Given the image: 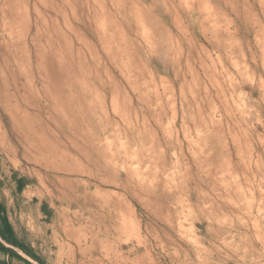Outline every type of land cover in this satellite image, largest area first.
<instances>
[{
	"label": "rangeland",
	"instance_id": "1",
	"mask_svg": "<svg viewBox=\"0 0 264 264\" xmlns=\"http://www.w3.org/2000/svg\"><path fill=\"white\" fill-rule=\"evenodd\" d=\"M0 223V264H264V0H0Z\"/></svg>",
	"mask_w": 264,
	"mask_h": 264
},
{
	"label": "trees",
	"instance_id": "2",
	"mask_svg": "<svg viewBox=\"0 0 264 264\" xmlns=\"http://www.w3.org/2000/svg\"><path fill=\"white\" fill-rule=\"evenodd\" d=\"M0 236L6 242H8V243H10V244H12V245H14L16 247L21 248L26 253L32 254L31 250L27 246H25L23 243L19 242L17 239H15L13 237V232H12L11 228L8 225H6V224L3 225V224L0 223ZM0 247L4 251H6L8 253L22 258V256L15 249L4 245L1 241H0Z\"/></svg>",
	"mask_w": 264,
	"mask_h": 264
},
{
	"label": "crops",
	"instance_id": "3",
	"mask_svg": "<svg viewBox=\"0 0 264 264\" xmlns=\"http://www.w3.org/2000/svg\"><path fill=\"white\" fill-rule=\"evenodd\" d=\"M0 241L4 244V245H6V246H10L11 248H15L14 247V245H12V244H8V243H6L2 238H1V236H0ZM13 256V255H12ZM3 257L5 258V259H7L8 260V255H3ZM21 258V257H20ZM22 259V258H21Z\"/></svg>",
	"mask_w": 264,
	"mask_h": 264
}]
</instances>
